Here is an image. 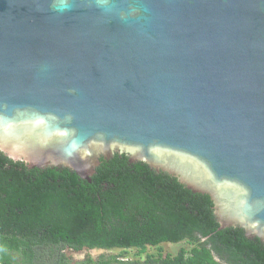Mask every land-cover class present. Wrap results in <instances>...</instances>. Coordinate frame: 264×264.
Masks as SVG:
<instances>
[{
  "label": "water",
  "instance_id": "95a60500",
  "mask_svg": "<svg viewBox=\"0 0 264 264\" xmlns=\"http://www.w3.org/2000/svg\"><path fill=\"white\" fill-rule=\"evenodd\" d=\"M0 151L126 154L264 241V0H0Z\"/></svg>",
  "mask_w": 264,
  "mask_h": 264
},
{
  "label": "trees",
  "instance_id": "16d2710c",
  "mask_svg": "<svg viewBox=\"0 0 264 264\" xmlns=\"http://www.w3.org/2000/svg\"><path fill=\"white\" fill-rule=\"evenodd\" d=\"M165 243H188L163 256ZM149 247L158 254H147ZM136 249L144 262L126 258ZM121 250L87 264H264V245L220 230L208 195L114 153L88 180L67 167L31 168L0 151V264H72L67 253Z\"/></svg>",
  "mask_w": 264,
  "mask_h": 264
},
{
  "label": "rangeland",
  "instance_id": "374dc122",
  "mask_svg": "<svg viewBox=\"0 0 264 264\" xmlns=\"http://www.w3.org/2000/svg\"><path fill=\"white\" fill-rule=\"evenodd\" d=\"M113 149V148H112ZM129 153H133L131 151H128ZM163 256L167 255H173L176 256L181 248H187L191 249V246L188 245V243H180V244H172V243H165L160 246ZM147 254L153 255L158 254V249L149 247L147 250ZM121 250H113V251H104V250H91V251H85L82 253H67V256L71 258L72 264H87L86 258L88 256L92 257L93 260L97 261L100 259V257H110V256H116L121 255ZM138 256V251L136 249H132L127 251L126 258L138 261V262H144L146 259V255Z\"/></svg>",
  "mask_w": 264,
  "mask_h": 264
},
{
  "label": "flooded vegetation",
  "instance_id": "af4514ba",
  "mask_svg": "<svg viewBox=\"0 0 264 264\" xmlns=\"http://www.w3.org/2000/svg\"><path fill=\"white\" fill-rule=\"evenodd\" d=\"M114 151H117V150L115 149ZM244 233H245V232H244ZM245 236H246V238L249 239V240H259L260 243H261L262 245H264V241H262L257 235H253V236H251V237H247V235H246V233H245Z\"/></svg>",
  "mask_w": 264,
  "mask_h": 264
}]
</instances>
